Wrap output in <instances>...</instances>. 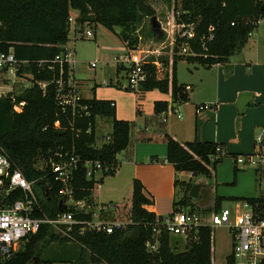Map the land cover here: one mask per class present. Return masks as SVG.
<instances>
[{"label":"trees","instance_id":"trees-1","mask_svg":"<svg viewBox=\"0 0 264 264\" xmlns=\"http://www.w3.org/2000/svg\"><path fill=\"white\" fill-rule=\"evenodd\" d=\"M176 4V23L192 26L193 37H176L172 55L160 57L165 69L161 77L157 76L154 65L146 64L147 77L139 87V91L157 89L169 94L170 104L188 99L187 86L177 79L180 59L186 58L204 67L225 63L247 43L250 33L264 19V0H176ZM73 11H77V24L100 23L110 30L118 27V37L128 49L137 45L136 26L142 15L155 14L147 0H0V50H12L15 58L23 62L18 66L17 75L27 74L31 82L20 92L13 93L14 101L11 92L0 97V145L27 179L47 175L51 188L43 193L40 203L43 213L50 216L58 212L60 184L50 177L49 161L58 162L69 154L78 156L72 177L74 199L92 202L94 179L86 177L84 163L98 161L102 168L109 169L102 172L103 176L114 174L116 155L127 147L132 128L131 121L115 117L111 100L92 97L82 98L75 106L60 103V97L73 90L68 83L70 64L56 59L57 56L63 58L66 53L68 18ZM182 46H187L194 55L179 54ZM118 68L123 69L122 66ZM41 82L45 83L44 88L39 85ZM21 102V111L16 112L13 106ZM168 105V100H156L154 112L162 113ZM98 116L112 119L109 139L100 146L95 145ZM165 140L166 160L177 172L211 176V169L220 159H210L215 154L216 143L179 142L168 134ZM38 160L43 162L42 168L38 167ZM189 186L190 182L186 183L185 194L173 210L188 206L189 211L194 210L187 195ZM46 189L48 187L43 186V190ZM241 199L264 202L263 193ZM220 201L221 197L216 196V209ZM149 202L143 194L142 183L134 179L128 210L132 222L125 230L110 234L86 231L71 241L43 225L6 264H52L54 260L43 257L44 250L53 243L70 242L80 248L83 262L87 254L93 264H212L214 229L210 225L191 230L181 249L176 236L163 233L158 250H147L145 242L152 236L151 224L156 219L153 212L144 208ZM75 217L83 220L90 214L75 213ZM226 262L232 264L231 255L226 257ZM260 264H264V260Z\"/></svg>","mask_w":264,"mask_h":264},{"label":"built area","instance_id":"built-area-1","mask_svg":"<svg viewBox=\"0 0 264 264\" xmlns=\"http://www.w3.org/2000/svg\"><path fill=\"white\" fill-rule=\"evenodd\" d=\"M75 18L76 16L72 14L68 18L69 32L72 31L74 34L80 27L87 24H77ZM162 31L166 33V43H161L158 49H141L136 45V47L128 49L126 53L122 54L119 63L125 70L126 75V83L122 85L123 88L139 91L140 84L147 77V72L144 69L146 64L154 65L157 76L161 77L162 75H159V72H165V69L162 61H160L162 55L160 48L173 46L176 37L187 39L193 37L192 26L178 24L175 18L169 22V29L161 23ZM81 36L94 38L90 29L83 30ZM139 40L140 38L138 42ZM178 53L194 55L187 46H182ZM70 56L71 53L66 52L63 58L57 56L56 59H64L69 64L74 63V60L69 59ZM22 63L15 58L11 49L8 52L0 50V97L11 92V100H15L12 87L16 81L13 78L16 77L18 66ZM89 66L94 67L95 63L90 62ZM9 75L12 77H9ZM7 85L9 87L5 88ZM39 85L44 88L45 83L41 82ZM81 99L82 97L73 89L72 93L60 97V103L75 106ZM22 105V102L14 104L13 109L20 112ZM111 105H114V102H111ZM211 107L212 104L200 103L195 106V112ZM166 112H173L178 118H181V114L176 108L168 107ZM162 121H165L164 116ZM108 139L107 136L105 141ZM224 155L225 151L216 146L215 154L211 155L210 159L215 160ZM58 156L61 157V154H58ZM236 160L239 162V158H236ZM78 161V156L74 154H69V156L58 162L49 161L50 177L54 182L60 184L57 191L58 203L61 200L65 204L64 210L61 212L58 210L54 216H50L43 213L41 200L36 197L33 190L34 184H42V187H48V189L43 190L44 194L47 193V190L51 188L47 175L31 180L27 179L22 171L13 164L0 145V264H6L11 256L43 225L50 226L57 235L75 241L76 235H82L86 231L110 234L114 231L125 230L132 222L128 215L124 219L111 217L107 215L105 209L94 210L96 213H89L86 211L84 199H74L72 177ZM119 163L116 160L114 169L119 166ZM241 163L245 166L255 163L262 169L264 174V126H260L256 131L253 139V150L241 156ZM84 165L86 167V177L94 179V187L100 188L101 184L96 178V173L102 174V172L109 171V169L107 167L102 168L101 163L98 161H86ZM189 177H193L192 172H189ZM262 193L264 197V189ZM75 213L90 214V217L79 220L75 217ZM204 216L198 212L187 211L180 207L167 214L156 215L155 221L151 224L152 236L146 240L145 248L149 251L158 250L160 236L163 233L187 239L189 232L199 226H223L228 229L232 239L230 253L232 264H260L264 260V202L252 203L244 199H237L234 209L222 207L218 211H211L208 215L209 219H205Z\"/></svg>","mask_w":264,"mask_h":264},{"label":"rangeland","instance_id":"rangeland-1","mask_svg":"<svg viewBox=\"0 0 264 264\" xmlns=\"http://www.w3.org/2000/svg\"><path fill=\"white\" fill-rule=\"evenodd\" d=\"M147 2L153 8L159 22L162 23L165 28L169 29V22L174 19V6H177L176 0H147ZM149 18L150 16L142 15L137 23V40L140 38L139 42L137 41V45L141 49H158L161 43H166V33L162 31L161 37L156 38L151 31ZM85 29H90L93 32L94 38L82 37L81 33ZM118 30V27L110 30L100 23H87L80 27L75 34L72 31L69 32V39L65 43V46L68 49V52L72 54L70 59L74 60V63H70L71 68L74 69V71H71V74L72 76L75 75V79L82 84L84 92L91 93L92 86L96 83L98 88H101V93H117L116 95H118L123 101H128L127 106H124L120 111L121 115L127 117L131 116L129 106L131 99L135 101V96H137L139 99L143 100L144 94H142L143 92L141 91L122 87V85L126 83V75L125 70L122 68L119 69L118 67L120 66L119 61L122 54L126 53L128 48L119 39L117 34ZM172 48L173 46L160 48V53L162 54L161 57L169 58L172 53ZM90 62H94L95 66H89ZM195 67H199V69L196 70ZM203 68L207 67L199 65L196 62L188 61L186 58H182L177 62V73L180 82L191 84L192 86V90L188 93L187 101H182L178 103L179 105L185 102L208 103L207 101H204V98H206L212 91L206 83L212 79L213 71L205 70ZM163 74L164 72H159V75ZM9 77L12 76L9 75ZM29 77L30 76L27 74L20 76L16 75V77L13 78L16 82L13 83L12 91L18 93L24 87L29 86L31 83ZM9 85L5 86V88H8ZM158 92L163 94L160 91ZM115 102L119 104V100L115 99ZM143 104L146 105L145 102H143ZM124 119L131 120L132 118ZM230 122L232 123L231 133L232 136L234 133V141H248L250 138L249 128L235 120ZM110 124L111 119L109 117H96L95 137L97 143L105 141L107 137L106 135H108L106 133L111 127ZM258 128H256L255 133ZM238 137L239 139H237ZM134 138L135 131L133 126L129 134L128 149L129 146L133 145ZM123 152L124 150L117 153L116 157H121ZM244 154L246 153L237 154L235 157L231 155L222 156L216 163L215 168L211 169V176L196 173L193 177L189 178L187 171L182 173H180L181 171L177 172V177L180 179V182H178L180 186L190 181L201 180L205 182L204 185L201 184L198 187L197 198L195 199V204L197 206L194 208L195 212L205 215L204 217H206L211 211H216L217 209L215 208L214 201L215 196L221 197V205L223 207L234 209L236 197H257L262 193L264 189L263 171L255 163L250 166L242 165L241 156ZM236 158H239V162ZM37 165L39 168H42L43 162L38 160ZM119 169L120 166H117L114 170V175L103 176L99 181L101 183L100 188H93L91 197L94 206L91 202L88 205L89 207L94 208L96 211L101 207L111 208L115 205H118L119 207L122 205L127 210L126 216L128 215V209L131 202V182L126 180L121 174L119 175ZM98 175L99 173H96V177H98ZM33 190L36 197L39 200H43L44 195L42 184H34ZM183 209L188 211L190 208L186 207ZM126 216L124 210L119 209L118 218L124 219ZM174 237L175 236H173V238ZM176 238L179 241L178 245L181 249L186 242V239L181 237ZM212 248V264H227L226 257L231 253L232 239L226 227H215ZM43 257L45 259L54 260L52 264H93L89 262L87 254H84L83 262L80 258V248L73 242L65 245L53 243L44 250Z\"/></svg>","mask_w":264,"mask_h":264},{"label":"crops","instance_id":"crops-1","mask_svg":"<svg viewBox=\"0 0 264 264\" xmlns=\"http://www.w3.org/2000/svg\"><path fill=\"white\" fill-rule=\"evenodd\" d=\"M72 15L77 16V11H73ZM64 48L68 53L65 45ZM203 69L213 71L212 79L206 83L212 92L204 98V101L212 104L210 109L195 112V106L202 102L170 104L169 94H161L159 90L153 89L141 91L144 94L143 100L137 96H135V101L131 99L129 104L131 116L125 117L120 114V111L127 106L128 101H123L116 95L117 93H101V88H98L96 83L92 86L91 93H85L82 84L75 79V75L72 76L71 71L74 69L70 66L68 83L77 94L82 98L95 97L111 100L114 102L117 119L132 118L128 121L132 122V128L134 126V143L129 146V149L128 146L124 149L121 157H116L120 162L118 173L131 182L130 195L132 194V181L138 179L142 183L143 194L150 201L144 205V208L155 215L171 212L175 203L180 201L185 194L186 184L179 185L180 179L177 177V171L173 164L166 160V134L179 142L198 140L216 143L225 151V155L234 157L253 150L255 130L264 126V19L258 22L257 28L252 32L247 43L233 53L227 62L217 63ZM177 79L181 83L178 73ZM183 84L189 86L187 89L189 93L192 90L191 84ZM115 99L119 100V104L115 102ZM156 100H168V107L177 108L181 118H178L175 113L166 112L168 107L162 113H155L153 106ZM163 116L165 121H162ZM232 120L249 128L248 141H234V133L233 136L231 133L232 123L230 121ZM110 126L106 133L108 135L111 132L112 119ZM103 142L97 143L95 137L96 146H100ZM182 172L186 171L180 173ZM101 177L103 175L99 173L96 178L100 181ZM241 198L246 197H236V200ZM85 202L86 211L96 213L94 208L88 206L91 202L86 200ZM92 205L94 206L93 202ZM192 206L196 207L193 203ZM222 207L220 201L217 210ZM102 209H105L107 215L111 217H118L119 209L124 210L125 216L127 213L122 205L121 207L115 205L111 208L101 207L98 210ZM205 219H209L208 216Z\"/></svg>","mask_w":264,"mask_h":264},{"label":"water","instance_id":"water-1","mask_svg":"<svg viewBox=\"0 0 264 264\" xmlns=\"http://www.w3.org/2000/svg\"><path fill=\"white\" fill-rule=\"evenodd\" d=\"M262 7H264V6H262ZM149 23H150L152 33L154 35H157V36L161 35V23L159 22V20L157 19V16L155 14L150 16ZM201 184L204 185L205 182L201 181V180L190 181V186H189V189L187 191V195L193 204H195V199L197 198V190H198L199 185H201ZM64 208H65V204H63L62 201L60 200L58 203V210L61 212L62 210H64ZM37 259H38V257H35V260H37Z\"/></svg>","mask_w":264,"mask_h":264}]
</instances>
